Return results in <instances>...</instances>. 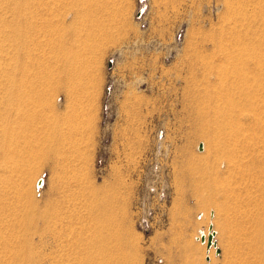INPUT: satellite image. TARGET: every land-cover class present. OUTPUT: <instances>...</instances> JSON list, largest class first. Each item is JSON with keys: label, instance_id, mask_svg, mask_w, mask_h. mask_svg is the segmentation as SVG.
I'll return each mask as SVG.
<instances>
[{"label": "rangeland", "instance_id": "374dc122", "mask_svg": "<svg viewBox=\"0 0 264 264\" xmlns=\"http://www.w3.org/2000/svg\"><path fill=\"white\" fill-rule=\"evenodd\" d=\"M87 256L264 264V0H0V264Z\"/></svg>", "mask_w": 264, "mask_h": 264}, {"label": "built area", "instance_id": "2783aa9c", "mask_svg": "<svg viewBox=\"0 0 264 264\" xmlns=\"http://www.w3.org/2000/svg\"><path fill=\"white\" fill-rule=\"evenodd\" d=\"M150 191L154 193L151 198L152 200L150 201L149 204L150 206L148 207V210L139 218V222H138L143 232H150L155 228L156 224L159 222V219L162 216L163 208L166 205V194L163 192V189L159 190L158 192L154 187H151ZM210 229L211 231L214 230L212 225ZM207 230H202L199 234L198 239L202 243L207 241L205 245H207V247L210 248L214 243L213 241L215 239L216 232L212 231L211 233L206 234ZM211 249L208 250L212 251ZM215 250H217V253H219L218 247Z\"/></svg>", "mask_w": 264, "mask_h": 264}, {"label": "bare ground", "instance_id": "6f19581e", "mask_svg": "<svg viewBox=\"0 0 264 264\" xmlns=\"http://www.w3.org/2000/svg\"><path fill=\"white\" fill-rule=\"evenodd\" d=\"M202 148H203V146L200 147V149H202ZM39 186H41V183H39ZM212 231L210 229L209 233H211ZM212 246L213 247L215 246V242L213 243ZM87 257H88V261L85 262V263H83V262H77L76 259H67L66 264H105L107 262L106 261V256H87Z\"/></svg>", "mask_w": 264, "mask_h": 264}, {"label": "water", "instance_id": "95a60500", "mask_svg": "<svg viewBox=\"0 0 264 264\" xmlns=\"http://www.w3.org/2000/svg\"><path fill=\"white\" fill-rule=\"evenodd\" d=\"M200 147H202V144H201V146ZM210 241H211V238H210Z\"/></svg>", "mask_w": 264, "mask_h": 264}]
</instances>
